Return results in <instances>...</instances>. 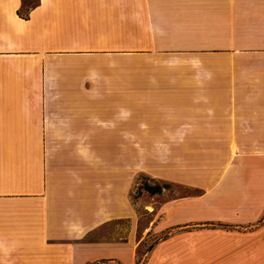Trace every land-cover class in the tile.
Masks as SVG:
<instances>
[{"label": "crops", "instance_id": "1", "mask_svg": "<svg viewBox=\"0 0 264 264\" xmlns=\"http://www.w3.org/2000/svg\"><path fill=\"white\" fill-rule=\"evenodd\" d=\"M0 264H264V0H0Z\"/></svg>", "mask_w": 264, "mask_h": 264}, {"label": "rangeland", "instance_id": "2", "mask_svg": "<svg viewBox=\"0 0 264 264\" xmlns=\"http://www.w3.org/2000/svg\"><path fill=\"white\" fill-rule=\"evenodd\" d=\"M144 182H149L152 185H157V184H161V185H166L167 184V190H171V191H176V192H187L188 189H186L185 187L176 185L174 183H170L168 181H164V180H159V179H154L151 178L147 175L144 174H140L136 177V181H134V185L132 188V197L134 202L137 203L138 207H140V214L142 215V220L144 222H148V220L151 218L150 214H144V211L141 209V207H143L142 203H147V202H151L152 199H150L149 197H144V192H147L146 190L142 189V185L144 184ZM141 192V193H140ZM139 202L141 204H139ZM140 205V206H139ZM126 226H127V222L126 221H120L119 223H113L107 226L102 227L97 233H95L94 236H92L93 238H119L121 237V235L123 234V232L126 230ZM158 238V235H153L148 237L140 246L139 249V253H140V258L143 259L144 257V253L147 250V248L149 247V245H151L152 243H154Z\"/></svg>", "mask_w": 264, "mask_h": 264}, {"label": "trees", "instance_id": "3", "mask_svg": "<svg viewBox=\"0 0 264 264\" xmlns=\"http://www.w3.org/2000/svg\"><path fill=\"white\" fill-rule=\"evenodd\" d=\"M165 188H167V184L166 185H161V184L152 185L149 182H144V184L142 185V189L146 190L150 194H158V193H161L163 191V189H165ZM154 243H152L151 245H149V247L147 248L146 251H149L153 247Z\"/></svg>", "mask_w": 264, "mask_h": 264}]
</instances>
